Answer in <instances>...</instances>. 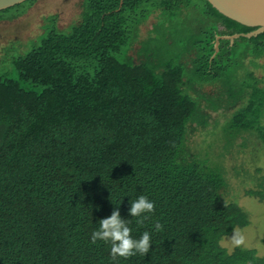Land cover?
Wrapping results in <instances>:
<instances>
[{"label": "trees", "instance_id": "obj_1", "mask_svg": "<svg viewBox=\"0 0 264 264\" xmlns=\"http://www.w3.org/2000/svg\"><path fill=\"white\" fill-rule=\"evenodd\" d=\"M36 1L0 10V22ZM154 13L136 62L130 51ZM187 15L195 29L179 25ZM47 29L0 68V264H264L255 248L221 245L249 214L224 200L223 168L187 143L199 98L219 110L243 97L225 130L264 143V85L247 66L264 60V32L223 38L217 51L218 35L257 27L208 0H84L69 31L55 16ZM149 39L170 53L144 49ZM215 84L225 106L201 90ZM248 194L264 202V178ZM140 195L155 204L142 227L128 215ZM117 207L134 239L150 233L146 256L114 262L110 244L90 242Z\"/></svg>", "mask_w": 264, "mask_h": 264}, {"label": "rangeland", "instance_id": "obj_2", "mask_svg": "<svg viewBox=\"0 0 264 264\" xmlns=\"http://www.w3.org/2000/svg\"><path fill=\"white\" fill-rule=\"evenodd\" d=\"M83 2L84 0H38L22 16L1 21L0 68L9 66L15 54H24L39 43L48 30L52 16L56 17V24L60 30L69 31L72 25L81 20ZM190 10L198 14L195 8L192 7ZM158 15V13L152 14L141 27L139 40L130 51L136 62L144 59V56L139 55L141 42L148 38L153 25L157 22ZM179 23V25H189L193 29L200 24L198 18H191L188 15L182 17ZM159 45L160 47L156 39H149L144 49L162 51L167 49L164 42L161 41ZM153 53L154 51L149 56L155 58ZM165 53L169 54L170 51ZM258 63L260 65L257 67L249 62L247 66L255 70L256 75L261 79L262 86L264 85V60L259 59ZM241 73L244 75V72ZM201 90L207 95L216 97L214 100L218 105L227 100V96L222 99L218 84L205 85ZM192 93L198 96L194 91ZM247 99L243 97L241 101L229 106H225L223 102L225 107L214 110L206 100L199 98V108L189 125L187 143L190 153L206 154L212 165L223 168L227 179V186L222 191L224 200L236 202L249 214V225L235 228L221 239V245L229 251L236 247L255 248L259 255L264 256V202L248 194L249 190L258 188L259 181L264 178V143L256 134L248 132L239 133L232 139L233 133L229 131L227 134L225 130L226 122L239 107L247 102ZM234 231L243 234L244 245L235 246L232 243L231 237Z\"/></svg>", "mask_w": 264, "mask_h": 264}, {"label": "clouds", "instance_id": "obj_3", "mask_svg": "<svg viewBox=\"0 0 264 264\" xmlns=\"http://www.w3.org/2000/svg\"><path fill=\"white\" fill-rule=\"evenodd\" d=\"M128 215L135 217L138 227H142L145 220L148 219L147 214L155 212V204L147 196L140 195L136 200L130 203ZM156 231L162 229V225H155ZM232 243L235 246L245 244V238L242 233L233 232ZM97 241H103L110 244V258L117 261L118 258L129 259L137 254L146 256L151 248V235L148 231H144L138 239L132 236V229L128 226V222L121 217L119 208H114L111 214L102 218L98 222V228L91 234L90 242L96 244Z\"/></svg>", "mask_w": 264, "mask_h": 264}, {"label": "water", "instance_id": "obj_4", "mask_svg": "<svg viewBox=\"0 0 264 264\" xmlns=\"http://www.w3.org/2000/svg\"><path fill=\"white\" fill-rule=\"evenodd\" d=\"M26 0H0V10L20 4ZM213 7L225 16L232 18L244 25L257 27L248 33L234 35H218L216 50L219 49L220 40L229 38L232 42L240 36L252 37L264 32V0H208Z\"/></svg>", "mask_w": 264, "mask_h": 264}]
</instances>
